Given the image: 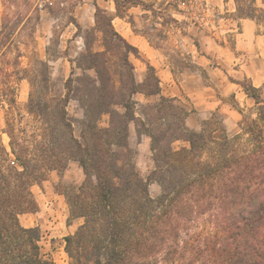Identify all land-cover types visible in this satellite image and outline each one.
I'll return each mask as SVG.
<instances>
[{"label":"trees","instance_id":"16d2710c","mask_svg":"<svg viewBox=\"0 0 264 264\" xmlns=\"http://www.w3.org/2000/svg\"><path fill=\"white\" fill-rule=\"evenodd\" d=\"M8 1L17 9L15 15L9 11L1 19L0 104L15 110L16 80L26 78L30 92L25 110L31 120L15 126V116H8L4 131L9 149L0 136V264H54L41 253L39 229L24 226L19 214L37 208L31 186L42 182L49 170L65 169L71 161L80 166L84 179L65 192L70 217L81 220L64 239L67 264H264L261 89L248 79L237 82L254 101L247 112L239 109V133L229 136L217 111L209 113L199 130L189 128V110L162 94L152 65L147 63L145 78L137 81L130 60L137 48L98 5L90 28L83 29L72 17L82 32L83 50L72 61L80 72L73 69L59 85L51 78L47 61L36 57L23 67L20 51L10 56L16 33L30 29L34 45L35 28L30 2L21 0V7L18 0ZM112 1L116 16L135 33L139 32L130 8L141 7L142 18H161L162 28L151 26L141 32L158 46L154 37L165 38V28L177 24L170 9L178 11V2L188 0ZM234 4L237 18L254 20L264 33V8L256 0ZM33 10L37 24L39 4ZM97 39L101 50L93 49ZM138 93L159 98L138 105L134 98ZM72 99L83 113L79 137L67 113ZM103 115L108 119L100 125ZM131 121L138 138H150L153 168L147 179L139 174L128 144ZM176 141L185 144L175 148ZM150 181L160 186L156 197L149 194Z\"/></svg>","mask_w":264,"mask_h":264},{"label":"rangeland","instance_id":"374dc122","mask_svg":"<svg viewBox=\"0 0 264 264\" xmlns=\"http://www.w3.org/2000/svg\"><path fill=\"white\" fill-rule=\"evenodd\" d=\"M27 1L32 5L30 15L33 16L31 24L35 28V46L30 44V29L21 28L16 33L10 56H16L20 51L23 54L20 57L23 67L31 65L36 57L47 61L50 76L59 85L70 75L74 69L73 59L83 50L79 35L82 32L78 31L73 20L83 29L92 27L95 5H98L112 15L115 29L137 48V55L130 54L137 81L142 82L145 78L147 63L153 64L162 94L176 98L177 103L189 110L186 118L189 128L199 130L201 122L209 113L217 111L227 134L233 136L240 132V110L247 112L254 105L253 99L244 93L237 82L248 79L264 95V34L253 41L243 38L242 28L235 19L233 0L178 2V11L170 9L177 24L165 28V38L154 37L158 46L141 32L150 30L151 26L162 28V19L142 18L141 7H132L128 11L139 32L135 33L125 19L116 16L112 0ZM257 3L261 5V0ZM17 4L24 6L21 0ZM36 4L40 6L37 24L33 10ZM16 9L10 1L0 0V27L2 16L9 11L11 15H15L13 11ZM22 19L25 20L26 17ZM29 23L30 21L27 22L28 25ZM157 33L163 34L160 31ZM93 49H102L98 39L94 41ZM74 71L80 72L79 69ZM16 83L18 106L15 110L11 112L9 104L5 102L0 104V136L7 149L10 138L4 130L8 116H15V126H25L31 120L25 110L30 92L29 82L26 78H21ZM134 98L141 105L153 103L159 96L138 93ZM67 113L73 120L74 134L79 137L78 121L83 113L76 100L69 101ZM107 119L108 116L103 115L99 124L105 125ZM128 144L139 174L147 179L153 168L150 138L147 135L138 138L132 121L129 123ZM184 144L183 141H176L173 147ZM12 159L13 156H10L9 161ZM83 179V171L74 161L69 162L65 169L49 170L42 182L31 186L37 208L32 212L19 214V220L24 226L39 229L41 253L54 264H67L70 261L64 239L75 232L81 220L70 217L65 192L70 186L80 185ZM148 189L152 197L160 192V186L155 181L149 182Z\"/></svg>","mask_w":264,"mask_h":264},{"label":"crops","instance_id":"0c3cea01","mask_svg":"<svg viewBox=\"0 0 264 264\" xmlns=\"http://www.w3.org/2000/svg\"><path fill=\"white\" fill-rule=\"evenodd\" d=\"M257 1L258 0H256V3H257ZM233 2H234V0H233ZM261 5L264 6V2L262 0H261ZM235 19L237 20V24L239 26H241V28H242L241 34L243 35V38H245L249 41H253V39H255L256 37L264 34V33H259V26L256 24V22L254 20H252L250 18L239 19L237 17H235ZM152 66H153V64H152Z\"/></svg>","mask_w":264,"mask_h":264}]
</instances>
